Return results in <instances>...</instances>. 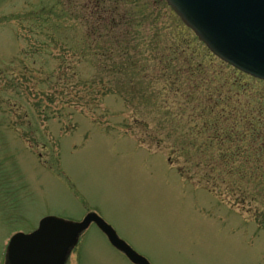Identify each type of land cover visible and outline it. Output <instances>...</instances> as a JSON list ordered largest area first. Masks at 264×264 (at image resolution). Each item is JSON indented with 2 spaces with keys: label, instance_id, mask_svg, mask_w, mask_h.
<instances>
[{
  "label": "rangeland",
  "instance_id": "1",
  "mask_svg": "<svg viewBox=\"0 0 264 264\" xmlns=\"http://www.w3.org/2000/svg\"><path fill=\"white\" fill-rule=\"evenodd\" d=\"M102 16L115 61L135 67L130 88L120 76L103 91L110 61L83 49ZM206 51L164 0H0V264L13 235L91 212L150 264H264V174L211 171L218 149L189 147L206 140L188 83L197 107L199 72L218 75L207 84L223 98L236 72ZM247 80L232 103L255 113L264 84ZM67 264L131 263L92 225Z\"/></svg>",
  "mask_w": 264,
  "mask_h": 264
},
{
  "label": "water",
  "instance_id": "2",
  "mask_svg": "<svg viewBox=\"0 0 264 264\" xmlns=\"http://www.w3.org/2000/svg\"><path fill=\"white\" fill-rule=\"evenodd\" d=\"M181 22L218 59L264 81V0H165ZM91 224L133 264H149L96 214L74 223L46 217L29 235H15L5 264H65Z\"/></svg>",
  "mask_w": 264,
  "mask_h": 264
},
{
  "label": "trees",
  "instance_id": "3",
  "mask_svg": "<svg viewBox=\"0 0 264 264\" xmlns=\"http://www.w3.org/2000/svg\"><path fill=\"white\" fill-rule=\"evenodd\" d=\"M98 18L99 19L96 18L95 21L92 20L88 22L86 30V42L88 45L86 44L83 49L85 52L87 50V53L93 52V54L97 56L99 60L103 59L105 61H110L107 73L111 76L112 81H108L107 85L110 86V88L106 89L104 84L101 82L103 91H109L114 82L117 84L115 79L120 76L127 78V81L124 82V86L130 88L135 84L133 79H130L134 75L133 71L135 67L128 59H125L121 62L115 61V54L118 49L116 50L115 47L116 38L112 33V27H109L108 20L106 18L104 19L103 16L102 18ZM185 41H187V39ZM94 46L95 48H93ZM170 49L171 48H169V50ZM173 52V55H175V51ZM177 52L180 51L178 50ZM182 52H180V56L185 62H188L185 50ZM205 53V57H208L211 61L210 58H213V56L208 51ZM185 62L180 64V66L184 67L186 64ZM219 63L222 64V62ZM202 66L203 65L199 63V67ZM72 72L73 75H76L77 73V71L73 70ZM183 73L186 75V70H184ZM177 74H180V72ZM198 74L200 75L201 80L198 87L200 89V93H207L209 95L204 96L205 99L202 101H198V106L196 107V101L193 100V97L196 94V82L195 84L190 82L188 85L191 88L186 89L184 96H186L187 99H191L190 103H192L193 107L196 108V139L203 136L206 141L204 144L199 146L196 142L195 147V145L192 146L188 139V142L190 143L189 147L192 150L195 149L196 154L200 155L208 154V152L212 151V148L218 149V152H220V154H217L218 158L216 157L213 159L214 155L212 156V154H208V168L213 169L211 171L218 172L220 174H231L233 172L246 170L247 172H259L264 174V102L259 101V104L255 108V113L246 109H244V112H242L240 108H237V106L240 104L242 106L245 105L244 103H238L239 101L237 100L235 104L232 103L234 102L232 100L236 99V95H241L245 92H252L253 88L248 86L250 81L247 80L251 78L236 71L234 75H231L232 78L230 82L229 80H226L229 82V87L227 90L229 94L223 98L222 87H218L216 85L210 86L207 84V82L211 83L212 81L217 80L218 75L215 72H207V70L204 69L202 73L199 72ZM191 75L196 76V67H194V70L191 73L189 72V76ZM212 77L213 80L210 81ZM254 81L263 83L257 80ZM258 94L260 95V93ZM248 107H250L249 109H253V107L250 105ZM158 110L162 109L158 107ZM198 117L202 122L200 127L197 121ZM155 138V136L151 137L152 140H155ZM242 157L244 164H239V166H236L235 160H238ZM174 164L177 163L175 162ZM184 166L185 167L183 171L179 169L181 175H191L192 171L198 172L199 169L197 163L192 164V166Z\"/></svg>",
  "mask_w": 264,
  "mask_h": 264
}]
</instances>
